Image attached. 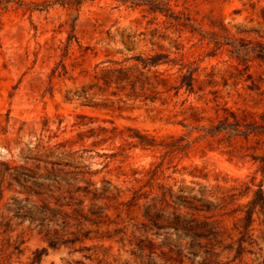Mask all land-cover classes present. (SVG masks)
<instances>
[{"label": "rangeland", "instance_id": "374dc122", "mask_svg": "<svg viewBox=\"0 0 264 264\" xmlns=\"http://www.w3.org/2000/svg\"><path fill=\"white\" fill-rule=\"evenodd\" d=\"M158 1L189 17L196 30L148 6L113 0L85 1L79 11L59 4L43 12L17 4L0 10V163L29 175L21 183L7 176L0 188V224L12 218L11 242H24L8 248L0 264H31L43 248L36 264L263 263L258 223L252 231L257 243L235 258L242 225L228 211L214 212L221 243L203 240L194 256L192 239L178 242L176 232L158 231L144 213L160 200V185L197 194L217 184L251 186L238 203L264 185L260 164L232 157L204 136L230 110L264 113V0ZM157 54L170 62L146 67L141 61ZM189 71L192 93L178 89ZM139 135L158 143L185 137L177 145H190L165 153L143 148ZM14 200L67 213L58 249L36 224H20L8 210ZM164 206L165 213H186ZM73 232L91 239L73 244ZM9 236L0 230V247ZM210 250L215 256L205 254Z\"/></svg>", "mask_w": 264, "mask_h": 264}, {"label": "trees", "instance_id": "16d2710c", "mask_svg": "<svg viewBox=\"0 0 264 264\" xmlns=\"http://www.w3.org/2000/svg\"><path fill=\"white\" fill-rule=\"evenodd\" d=\"M85 1H97V0H44L43 2H26L25 0H0V10L6 12L13 4H17L20 7H27L29 10H38L40 12L49 11L52 6L59 4L60 6L69 10L79 11V7ZM123 5H129L130 7H142L148 6L149 11L152 13H161L165 16L176 20L178 24L184 28H189L190 32H194L196 29L192 25V21L189 17H181L172 11L168 3L159 2L158 0H113ZM76 19L73 20L75 23ZM74 32V25L72 24V33ZM75 35L70 34L68 37L69 43ZM216 46L220 44V41L215 40ZM261 55L264 56V50H261ZM239 58V55L237 56ZM165 54H157L155 56L142 59L141 61L148 66H159L161 64H168L170 60ZM194 71H189L186 75L182 76L181 83L178 89L185 88L189 93L194 90ZM197 122L200 120L194 119ZM205 137H209L216 141L218 145L226 149V153L232 157L251 158L255 163L260 164V169L264 174V113L253 112H236L228 111L223 117L219 118L216 123H213L209 128H205ZM138 143L143 148L162 147L165 153L183 152L189 147V143L177 145L178 142H184L185 137L178 139H172L171 143H158L155 138H149L145 135L137 136ZM158 167L153 170L150 180L155 179L158 176ZM9 176L12 180L21 183L22 179H26L29 175L19 170L17 167H12L6 163H0V188L5 181V178ZM25 176V177H24ZM206 178V177H203ZM152 184V183H150ZM257 189L253 191L252 197L246 203H238L242 198L249 196L251 192V186L246 185H233L230 188H225L220 184L212 186L210 189L205 187L200 193H196L195 188L185 191L181 189L178 193L174 192L172 187H166L164 185L159 186L160 200L155 203H150L145 206V218L152 223L158 231L166 229L173 230L178 235V242L180 240L190 238L193 243L190 247L192 255L196 256L201 252V241L206 240L210 242V245L215 243H221L219 240V231L215 224L211 221L213 213L216 211H228L230 215L237 217V220L241 223L242 230L239 231L240 237L238 238V248L236 250L235 258H243L246 253H250L247 250L246 244L253 245L257 243L253 239L252 231L254 225L259 224L264 227V185L263 180L256 185ZM106 191V190H104ZM1 199V197H0ZM154 201V199H153ZM16 207H9L10 212H14L15 216L20 219V224H23L26 220H29L31 224H36L40 227L39 234L45 242H48L49 247L58 249V237L61 235V231L67 228L69 222L66 218L69 216L62 209H54L49 205L42 204H30L28 206L25 200H14ZM164 204L176 207H184L186 213H165ZM82 216V217H81ZM85 218L80 215L75 220H81ZM61 220V222H59ZM53 224V226H50ZM55 226V227H54ZM61 227V229H58ZM0 230L5 235H10L15 232L13 228L12 218L4 221L0 224ZM75 236L71 242H83L91 237L73 232ZM110 238V237H108ZM8 245L7 249L0 247V260L3 258V254L11 246L16 250L19 249L23 241L16 240L13 244L12 237L6 240ZM150 244L153 240L149 241ZM17 244V245H16ZM179 248L182 245L176 243ZM143 250V248H140ZM48 248L42 250L37 249L34 254L35 257L31 264L40 263L43 255L47 252ZM260 251H263L260 248ZM208 256H215V252L210 250L206 252ZM264 264V260L263 263Z\"/></svg>", "mask_w": 264, "mask_h": 264}]
</instances>
